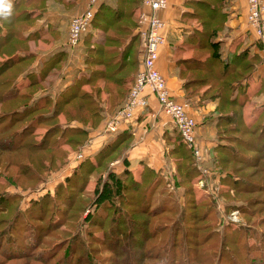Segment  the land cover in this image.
Segmentation results:
<instances>
[{
  "label": "rangeland",
  "instance_id": "1",
  "mask_svg": "<svg viewBox=\"0 0 264 264\" xmlns=\"http://www.w3.org/2000/svg\"><path fill=\"white\" fill-rule=\"evenodd\" d=\"M135 18L132 24H130L131 21H126L121 25L102 27V30H98V39L91 36L85 41L84 54L87 55L84 61L85 66H83V76H88L92 70L96 71L105 68L101 65L102 63L109 66V71H115L116 67L124 60L121 57V53L126 48H129V55L124 61H126L128 70L132 73L134 72L136 76L142 60V42L139 35L135 34V30L138 27L137 16ZM135 36L139 40L134 39L133 37ZM94 43H96L95 48H98L99 44L102 43V47L99 49L101 50L102 48L103 51L101 53H106L104 56H102L103 54L98 56L96 55L97 51L91 50L90 52V49H88L90 47H86L87 44L92 45ZM79 47L71 50L72 56L69 59H72V62L79 57ZM69 59L67 65L70 63ZM99 61L102 63L97 64ZM18 72L19 70H14L9 75L1 77L0 84H5V80L8 79L13 81ZM7 87V85L0 86V93L6 91ZM50 87L52 85L45 83L39 88L32 90L25 91L23 89L21 93L27 92L33 98H39ZM100 99L101 103H103L104 97L102 94ZM125 99L124 101H126ZM107 101L110 106H106L103 103V106H105H102L103 117H105V110L111 113L117 109L113 106L117 101L116 94L108 95ZM124 101L122 104H124ZM17 102L19 104L17 107H19L28 104L30 100L19 99ZM13 104L14 102L4 106V108L0 107V127L6 125V121L1 118V114L5 113L6 110H12ZM260 109L257 107L254 112V109L249 108L246 114L243 113L241 118H239L242 132L229 133V135L242 138V140L232 139V144L229 148L237 152L239 156L250 158V161L246 164L231 161L223 165L218 160L220 157L224 158L225 155L214 153L209 159L206 156V165L211 173L210 176L206 177L202 174H194L192 167L188 166L185 160L183 163L178 162L181 156L175 154V168L171 172L172 183L169 182L168 176L170 175L167 176L161 171H156L157 174H151L153 178L149 177L147 179L150 184L157 180L156 184L161 186L156 195L146 192V189L135 192L130 188L126 191L124 199H121L122 194H119L120 196H117L118 193L112 194L110 202L112 204L116 203V205L114 204L116 208L117 206H122L126 211L130 212V217L135 220L149 219L147 214H142L143 208H150V211H154L158 210L157 208L163 204L162 211L166 209L169 211V213L166 212L159 217L152 218V224L147 227L143 226L141 228L143 223L139 222L141 226L137 229L132 222L128 223L127 228L135 227L137 229L136 232H139L140 236L132 239L133 246L130 247V250L129 248L126 249V255H121V253L114 254L111 251L114 245H109L114 242L118 234L115 231L113 233L109 232L111 221L106 226L103 224L100 227L94 226L97 214L100 211V207H97L96 204L97 189L101 186H99L100 178L105 179L108 167L112 169V172L119 174L126 171L128 166L125 164V160L119 158L115 162L112 161L107 169L104 167L101 170H97L94 175L86 177L88 178L87 183L78 181L79 176L84 174L86 166L82 171L77 168L85 159L76 165V161L73 158L75 156L72 157V155L82 153V148L79 149V145L64 144L65 140L70 139L74 135L73 131H69L70 129L66 131L65 127L87 129V126L82 123L69 120L71 118L78 119V117L85 120L87 117L86 110L84 113L82 111L80 113L77 108L69 105L65 107L61 115L53 117L51 120L45 116L52 113V106L46 110L33 112L24 122L17 123L10 131H22L21 129L28 126V129L24 131V134L31 136V141H29L28 145L12 143L10 146L11 151L3 150L7 147L10 148L9 145H0V264H26L27 259L23 261L16 259L14 262L8 260L19 258L22 254L31 253L42 254L46 257L56 254V258L59 259L61 257L64 258L65 254L68 257L71 256L72 250L76 252L72 264L77 263L79 256L86 258L88 253L91 258L95 259L94 263L97 261L96 264H121V262L122 264H139V259L144 260L139 256L144 249L139 250L135 245H144L147 251L152 246H157L153 248L152 254L154 256L159 253L165 254L168 246L167 242L170 239L171 226L169 230L159 232L157 237L153 236L152 232L159 224L167 226L174 223L181 226V232L178 237L179 244L175 250L171 251V257L165 261H151L147 258L144 261L145 264H161L167 261L171 263L173 254H175V258L177 257L176 264H185L186 249L188 248H190L192 254H198L197 258L205 261L204 264H214L224 233L229 243L227 248H231L242 257L244 242L241 240L238 245L232 244L241 234H245V230L240 228L247 226L250 230L258 229L264 233V191L252 187V185H259L264 188V151L259 149L264 145V138L260 137L264 126V110L260 111ZM227 110L229 111L225 110L224 112L228 113L231 111L230 108ZM88 118L91 120L90 117ZM110 118L101 126L103 128L102 136L106 132L107 122ZM89 130L92 132L93 129L89 127ZM99 135L96 138L100 137ZM1 137L2 135L0 134ZM88 141L83 146L90 144ZM41 143H44L43 147L47 145L48 149L43 151L36 150L35 147L31 146L32 144L39 145ZM121 161L125 168H123L121 163H117ZM186 165L188 166L187 168ZM70 166L75 167L71 169L72 167ZM180 169L182 171L185 170L179 174L178 171ZM75 171L76 175L73 176ZM142 173L141 176L133 174L136 182H142ZM191 174L193 175L191 176ZM158 175L163 179H160ZM183 177L187 182L185 187L190 188L187 193H185L186 188L184 186L178 187L176 185ZM68 178L72 179L70 183L66 181ZM202 180L204 183H201ZM235 182L238 183L236 184ZM236 185L237 187L239 186L238 191L234 189ZM251 188L259 192H247ZM126 202H128L127 205L125 204ZM205 213L207 214L206 220L203 221L202 217ZM182 222H184V226ZM97 224L100 223L98 222ZM122 228L120 226L121 231ZM183 235L189 243L186 242V244L184 239L181 240ZM208 235H212V238L208 239L209 241L205 239ZM71 238L75 239L78 244L74 245L72 250H68V242H70ZM172 239L173 236H171V242ZM254 242L255 240H250L251 244ZM211 245L214 251L207 252ZM164 246L165 248L162 249ZM204 249L207 250L203 251ZM208 253L211 254V261L207 257ZM124 257L126 258L124 259ZM123 259L124 261H122ZM66 262L67 258L64 259V264ZM255 264H262V262L256 261Z\"/></svg>",
  "mask_w": 264,
  "mask_h": 264
},
{
  "label": "trees",
  "instance_id": "2",
  "mask_svg": "<svg viewBox=\"0 0 264 264\" xmlns=\"http://www.w3.org/2000/svg\"><path fill=\"white\" fill-rule=\"evenodd\" d=\"M121 1V4L119 5L118 9H109L107 7H103L101 5L99 11L97 12L95 19L93 21V27L99 30H102V27H112L116 24L121 25L122 23L126 21H131L130 24H132V21L134 20L132 17V8L131 6L125 5L126 0H119ZM128 10V11H126ZM92 27V28H93ZM127 27V26H126ZM87 34V33H86ZM85 34V35H86ZM201 41H199V49H200V56L199 58H195L192 60H185L182 62L184 68L186 71L189 72L188 77V84L193 85L197 84L199 85L198 88L202 89L204 87H208V92L213 94V97L219 100V106H218V145L214 149V153L216 154H224V158H219V163H222L223 165L228 164V162L231 161H238L240 163L246 164L249 162L250 158H244L242 156H239L237 152L232 151L229 147L232 144V139H239L242 140V138L238 136H232L229 135L231 132H237L241 133L240 128V120L241 115H243V106L248 101V96L246 92H242L241 95L238 97L239 88L241 83L247 79L256 69V67L262 62V58L260 56L254 55L251 56L249 53H242V54H234L231 53L229 55V58L222 59V54L220 53L219 46L215 42H213V35H211L210 32H206L205 34H202ZM13 37L18 35H11ZM21 36V35H20ZM134 39H138L137 36L133 37ZM115 39V38H114ZM139 40V39H138ZM115 42V40H114ZM99 44L98 48H95V46L90 49L93 51H97L96 55L104 56V52L101 53V50L99 49L101 46ZM64 53L66 51H59L57 54L55 53L53 56L49 58V60L46 63L45 69H43L42 73L40 75H36L34 73H29V80L30 85L25 88H20L19 84H17V78L22 74L24 71L23 65L16 66V61L19 60V57L12 58L7 61L0 62V78L4 77L5 75H9V73H12V71H17L18 75L14 78L13 81H10V79L5 80V84H0V86L7 85L8 89L6 91H3L0 93V107L8 106V104H13L12 110H6L5 113L1 114V118L6 121V125L4 127H0V134L2 137L0 138V145H9V147L12 145V143H20L23 145H28L29 141H31V136L24 134L25 130L28 129V126L24 129H21L22 131H16V132H10L11 129L17 125V123L24 122L25 119L31 116L33 112H36L37 110H46L50 106L53 107L52 113L48 116H45L47 119L51 120L53 117L59 116L62 114L65 107L72 105L74 108H77L78 112L84 113L86 110V119L83 120L78 117V119H69L71 121L80 122L83 125L87 126V129H83L80 127H65V130L73 131V136L65 140L64 144L67 145H79V149L82 148V146L89 140V127L91 129H96L100 126V122L104 120L103 117V103H101L100 95L102 92H106L109 96L111 94H116L117 101L113 105L114 108H118L125 98L128 97L130 92V81L132 83L134 82L135 78L132 79V77H136L134 75V72L128 70V67L126 66V58L129 55V48H126L122 51L121 57L124 59L123 62L120 63L119 66L116 67L115 71H109L108 65L103 64L101 61L97 62V64L103 65L105 68L99 69V70H92L90 71L88 76H85V78H80L76 82H74L71 86L66 87L64 90L57 91L56 94H53L51 91L47 90L46 92H43L45 94H40L39 98H33L32 95L29 93H21V90L25 89V91H28L29 89H35L39 88L41 85H43L44 81L46 80L48 74L50 71H52L54 68L61 67L62 60L64 58ZM93 61V60H92ZM16 66V67H15ZM136 72V69H135ZM138 73V71H137ZM134 75V76H133ZM137 75V74H136ZM111 85H113L111 87ZM88 86L89 88H86ZM4 88V87H3ZM30 100L28 104L21 105L17 107L18 100ZM126 100V99H125ZM125 102V101H124ZM123 105V104H122ZM120 106V108L122 107ZM17 107V108H16ZM230 108V112L225 113L224 111ZM91 120H89V118ZM88 118V119H87ZM96 127V128H95ZM5 129V131H3ZM14 133V134H12ZM226 133V134H225ZM11 134V135H8ZM108 138L101 146L97 152H95L92 156L87 157L80 166H78V170L82 171L83 168L86 166L84 174L80 175L78 178V181L83 183H87L88 178L94 173H96L97 170H101L104 167H107L110 165V163L116 160L124 159L125 156V150L128 145L132 143L133 140V131L130 127L127 129L121 130L114 134H108ZM261 138H264V126L262 127ZM233 137V138H232ZM181 144L179 146L175 147V153L178 156H181V158L178 159V162H182L185 160L188 163V166L190 165L192 167L194 174L201 175V171L197 168L195 163V158L191 152V150L184 144L182 141V138L180 137ZM8 141H10L8 143ZM247 143V141H245ZM263 142V141H262ZM225 143V144H224ZM82 144V145H81ZM14 145V144H13ZM30 145V144H29ZM44 143L41 144H32L31 146L35 147L36 150H45L48 149V146L46 145L43 147ZM247 145V144H246ZM249 145V144H248ZM252 145V144H250ZM59 146V144H58ZM3 148V147H1ZM78 149V150H79ZM261 151H264V145L262 148H259ZM3 150L11 151L10 148H5ZM233 155V156H231ZM125 163H126V159ZM186 165V168L188 167ZM259 167V166H258ZM185 168V169H186ZM184 169V170H185ZM181 169L178 171L180 174L181 172H184ZM77 171V170H76ZM76 171L74 172V175H76ZM107 175L104 178H100L98 190V197L96 198V204L97 207H100V211L97 214V222L95 221L94 226L100 227L102 224L104 226L108 225L109 221L112 223L109 224L110 230L109 232L113 233V231L117 232V237L114 240L112 244L109 246H113L111 251L114 254L121 253L126 255V249L132 247V239L137 238V236H140L139 232H136L137 229L140 228V223L142 222L143 226H150L152 224L151 219L159 217L166 212L169 213V211L166 209L165 211H162V208L164 207L163 204L157 208L158 210L150 211V208H143L142 214H147L149 216V219L147 220H135L130 217L128 211H126L122 206L115 207L116 203H111L110 200L113 196L112 194H117V196L121 195V199H124L126 195V191L128 188H130L132 191L140 192L141 189H146V192H150L154 195H156L158 189L160 190L161 186H158L156 183L158 182L155 180L154 183H148V178L152 177L151 174H157V172L149 167L144 168L142 173V182H136L134 180L133 172L127 167L126 171L122 173H114L112 172V169L108 167V170L106 171ZM256 173V171H255ZM193 174H191L192 176ZM159 176V175H158ZM104 177V175H103ZM160 179L162 178L159 176ZM153 178V177H152ZM163 179V178H162ZM67 182H71L72 179L68 178L66 180ZM169 182H173V177L169 178ZM75 183V182H74ZM186 180L185 178H181L179 182H177L176 185L178 187H185ZM236 184L238 182H235ZM148 184V186H147ZM131 185V186H130ZM143 187V188H142ZM239 187V186H238ZM236 186H234L235 190H239ZM252 187H256L259 189H262L264 191V188L259 185H252ZM76 188V186H75ZM74 188V189H75ZM186 188V187H185ZM245 188V187H244ZM246 189V188H245ZM253 188L247 190V192H259L256 190H252ZM83 191V190H82ZM80 191V192H82ZM190 188H186L185 193L189 192ZM145 192V193H146ZM144 193V195H145ZM115 198V197H114ZM113 198V199H114ZM179 199V197L177 196ZM153 199V198H152ZM128 202L125 204L127 205ZM258 203V202H257ZM115 204V205H114ZM250 204V203H249ZM105 206V207H104ZM108 206V207H107ZM245 206V205H244ZM158 207V206H157ZM106 208V209H104ZM106 210V212H104ZM254 213V212H253ZM248 214V212H247ZM206 213L203 215L202 220H206ZM182 216V214H181ZM100 224H97V223ZM132 222L133 225L137 227V229L131 228L128 229L127 226L128 223ZM182 225L184 226V222H182ZM120 226L123 227L122 231L120 230ZM171 226V227H170ZM169 227L171 228V234L169 242H167V251L165 254L159 253L156 256H154L152 253L153 248L157 246H152L149 251L146 250V247L144 245H138L136 244L135 247L139 248V250H143L141 254L139 255L144 260L139 259V264H145V260L148 258L151 261H159V260H167V258L171 257V251L175 250L178 246V237L180 236L179 233L181 232V226L178 224L173 225H162L159 224L156 226L154 232H152L153 236L157 237L159 235V232H165L169 230ZM207 227V226H206ZM254 228V227H250ZM241 230H245V234H241V236L234 240L232 244L238 245L241 240L244 242V247L242 250L243 256H239L237 253H235L234 250L231 248L228 249V239L226 234L224 233L221 240V246L219 247V250L216 254V260L214 264H255L256 261H261L262 264H264V233L261 232L258 229H249L247 226L241 227ZM249 229V230H248ZM236 233V232H235ZM171 236H173L172 242ZM186 236V234H185ZM212 235H208L205 239L210 240ZM72 239V238H71ZM70 242H68V250H72L74 245H77L78 242H75V239H72ZM184 239V243L188 242L187 239L182 236L181 240ZM253 239L255 242L253 244L250 243V240ZM150 240V239H149ZM208 240V241H209ZM189 243V242H188ZM171 244V246H170ZM187 244V243H186ZM166 246V245H165ZM165 246L162 248L164 249ZM128 250V253L130 254ZM207 249H204L203 251H206ZM187 255H185L186 260L185 264H204L205 261H201L198 257V254H192L190 248L186 249ZM214 251L213 246L211 245L207 252ZM140 254V253H139ZM36 255V256H35ZM209 260H212L211 254H207ZM55 255H50L49 257H46L44 255H37L35 253L31 254H22L19 258H11L8 261L14 262L16 259L18 261H23L24 259H27L26 264H53L55 261V264H64V259L67 258V262L65 264H68L69 261L71 262L69 264H72L74 261V257L76 256V252L72 250V255L67 256L65 254L64 258H56ZM175 254H173L171 263L163 262L161 264H176L177 263V257H174ZM178 256V254H177ZM87 258V259H86ZM86 258H82L79 256L77 258L76 264H96L97 261L94 263V258H91L89 253L86 255ZM126 257H124L125 259ZM124 259L122 261H124ZM260 259V260H259ZM24 264V263H23ZM111 264V263H110ZM122 264V262H121ZM151 264V263H150ZM207 264V263H206Z\"/></svg>",
  "mask_w": 264,
  "mask_h": 264
},
{
  "label": "crops",
  "instance_id": "3",
  "mask_svg": "<svg viewBox=\"0 0 264 264\" xmlns=\"http://www.w3.org/2000/svg\"><path fill=\"white\" fill-rule=\"evenodd\" d=\"M85 1L13 0L12 15L7 19L0 17V62L19 57L15 65H23L25 68L17 78L20 88L29 86L31 82L29 73L40 75L49 58L59 51H66L61 67L59 70L54 68L50 71L43 82L52 85L49 91L56 94L58 90H64L78 79L85 78L83 76L87 55L84 54L85 41L91 36L98 39L99 29L93 27L84 35L78 49L79 57L73 62L69 59L73 49L67 45L71 18L83 10ZM141 3L142 0L125 1L127 8L128 5L132 8L131 18L136 19L137 16V22ZM120 4L119 0H101V5L109 9H118ZM159 15L167 23V44L161 49L158 68L167 79L172 95L196 119L198 139L209 159L218 145L219 100L208 92V87L200 89L197 84H188L187 79L190 74L182 62L199 58V41L206 32L214 36L213 42L218 44L223 60L229 58L231 53L260 56L262 62L241 83L238 97L242 92H246L248 96V101L242 107L245 114L249 108L254 109L255 112L259 107L260 111H263L264 54L247 23V0H168L167 9ZM135 34H138V27ZM95 44H87L86 47L92 49ZM68 59L70 63L67 65ZM130 84L131 89L132 81ZM146 94L148 106L139 113L130 126L133 140L126 147L125 164L134 175L141 176L144 168L149 167L172 178L171 172L174 171L176 162L175 147L181 144V136L171 118L163 112L150 88L146 90ZM102 96L104 105L110 106L107 101L108 94L103 91ZM119 109L120 107L111 113L105 110L103 122L96 131L94 129L89 134L90 144H86L81 149L84 159L92 156L103 146L109 135L105 132L103 136L101 135L103 132L101 126ZM98 135L100 137L96 138ZM80 162H76V165ZM117 163H121L125 168L122 161ZM70 167L73 169L75 166Z\"/></svg>",
  "mask_w": 264,
  "mask_h": 264
},
{
  "label": "built area",
  "instance_id": "4",
  "mask_svg": "<svg viewBox=\"0 0 264 264\" xmlns=\"http://www.w3.org/2000/svg\"><path fill=\"white\" fill-rule=\"evenodd\" d=\"M100 7L101 0H86L83 10L71 18L67 41L69 48L81 45L84 35L92 29ZM167 7L168 0H142L138 15V35L142 41L141 67L123 106L107 122L105 133L114 134L130 127L139 113L147 108L146 90L150 88L163 112L171 118L182 141L191 150L197 168L207 177L211 173L206 165V153L198 139V123L172 95L167 79L158 68L161 49L167 44V23L159 14ZM263 12L264 0H247V23L264 54ZM74 159L82 161L83 152L76 154ZM201 183H204L203 180Z\"/></svg>",
  "mask_w": 264,
  "mask_h": 264
},
{
  "label": "clouds",
  "instance_id": "5",
  "mask_svg": "<svg viewBox=\"0 0 264 264\" xmlns=\"http://www.w3.org/2000/svg\"><path fill=\"white\" fill-rule=\"evenodd\" d=\"M13 12V0H0V17L7 19Z\"/></svg>",
  "mask_w": 264,
  "mask_h": 264
}]
</instances>
